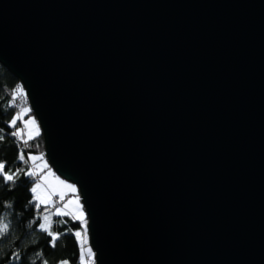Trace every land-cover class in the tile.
I'll list each match as a JSON object with an SVG mask.
<instances>
[{
    "label": "water",
    "instance_id": "obj_1",
    "mask_svg": "<svg viewBox=\"0 0 264 264\" xmlns=\"http://www.w3.org/2000/svg\"><path fill=\"white\" fill-rule=\"evenodd\" d=\"M0 62L94 264H264V0H0Z\"/></svg>",
    "mask_w": 264,
    "mask_h": 264
},
{
    "label": "trees",
    "instance_id": "obj_2",
    "mask_svg": "<svg viewBox=\"0 0 264 264\" xmlns=\"http://www.w3.org/2000/svg\"><path fill=\"white\" fill-rule=\"evenodd\" d=\"M18 85L16 77L0 62V135L4 137L0 142V161L6 163L5 171L9 172L17 168L29 171L27 157L31 153H38L36 147L43 148L44 145L42 135L34 136L31 140L12 135L17 124L11 126L9 121L18 113L12 104L13 90ZM21 150L27 163L17 159ZM33 181L32 176L20 174L14 186L10 187L0 177V217L9 225L6 233L0 236V264H44V261L57 264L60 260H66L68 264H81L82 246L74 235L82 228L81 221L69 215L55 214L50 230H42L39 227L41 207H36L30 191ZM50 233H63L55 247L50 245Z\"/></svg>",
    "mask_w": 264,
    "mask_h": 264
},
{
    "label": "rangeland",
    "instance_id": "obj_3",
    "mask_svg": "<svg viewBox=\"0 0 264 264\" xmlns=\"http://www.w3.org/2000/svg\"><path fill=\"white\" fill-rule=\"evenodd\" d=\"M18 83L22 85V83L17 80ZM23 86V85H22ZM24 88V86H23ZM25 95H26V102L24 101V105L20 106L18 109V113L15 115H19V119L17 120V129H20L21 134L20 138L22 140L28 139L29 134H31L33 137L37 135H42L41 128L39 126V122L32 111V107L29 103L28 96L26 94V90L24 88ZM24 109H27L28 111H23ZM22 113V114H21ZM34 120V124H25V121ZM38 132V134H37ZM43 138V137H42ZM44 143V140H43ZM44 148H37L38 153H31V155L36 156H42V159H38L36 161L29 160L30 170L35 172L36 175L32 176V179H34L31 188L34 186L35 183H40V188L37 190V192L33 193V199L34 197L39 196L40 199H34L36 204H39V207H41L40 216H41V223L40 224H48L50 230L51 226V219L52 216L56 214L57 209H60L62 212L68 213V215L72 218H75L80 214V211L84 212V216L81 219H77L81 221L82 228H80L78 231H80L81 235L78 237L79 242L82 246V255L83 256V262L85 264H94L95 263V256H94V250L90 244V237H89V231L87 228V213L85 210V207L83 205V202L80 197V193L78 191V187L71 181H68L61 177L54 168L49 164V161L46 158L45 155V147ZM47 164V167H44V165ZM39 165V167H37ZM45 177V179H41V177ZM60 181H66L70 184H73L76 186L77 191L72 192L68 188H66L63 184L60 183ZM64 195V199L61 200L60 195ZM41 200H47V203H41ZM71 200L72 203L68 204V201ZM79 200V204L76 202ZM65 204H68V207H65ZM48 216L49 220L45 221L44 217ZM91 249V255L88 252V249ZM68 264L66 260H60L57 264Z\"/></svg>",
    "mask_w": 264,
    "mask_h": 264
},
{
    "label": "snow or ice",
    "instance_id": "obj_4",
    "mask_svg": "<svg viewBox=\"0 0 264 264\" xmlns=\"http://www.w3.org/2000/svg\"><path fill=\"white\" fill-rule=\"evenodd\" d=\"M22 92H23V89L18 86L15 90H13V98H15L16 95L21 94ZM23 111H28V110L27 109H24V110H22V112ZM19 118H20L19 115L14 116L13 119L11 121H9V124L11 126L16 125L17 120ZM34 123H35L34 120L25 121V124L26 125L27 124H34ZM0 131H2V130H0ZM20 134H21L20 129H17V131H15V132L12 133V135L14 137H18V136H20ZM37 134H38V132H37ZM28 139L29 140L33 139V136L31 134H29ZM3 140H4V137L2 135H0V142H2ZM24 143L27 144V141H24ZM17 159L20 160V161H24L25 163H27V160L25 158V155L23 153V150L20 151V153L17 156ZM27 159L28 160H32V161H36L38 159H42V156H36V155L29 154V156L27 157ZM5 167H6V163L4 161H0V177H2L3 182L6 183V184H9L10 187L11 186H14V182L16 181L17 177L20 174L29 175V176H35L36 175L35 172H33L31 170L25 171L22 168H17L14 172L5 171ZM37 167H39V165H37ZM44 167H47V164H45ZM41 179H45V177L42 176ZM60 183L63 184L66 188H68L72 192H76L77 191L76 186L73 185V184H70V183H68L66 181H60ZM39 188H40V183L37 182L30 189V191L33 192V193H35V192H37V190ZM60 198H61V200H63L64 199V195L61 194L60 195ZM34 199L39 200L40 197L37 196V197H34ZM76 202L79 204V200H77ZM41 203H47V200H41ZM70 203H72L71 200L68 201V204H70ZM68 204H65V207H68ZM36 207L39 208V204H37ZM56 215H58V216H66V215H68V213L62 212L60 209H57ZM83 216H84V212L83 211H80V214L76 217V219H81V218H83ZM44 220L45 221H48L49 220V217L48 216H45L44 217ZM8 227H9V225L7 223H4L3 222V218L0 217V236H2L4 233H6ZM39 227L42 230H44V231H48L49 225L46 224V223L45 224H39ZM50 235H51L50 245L52 247H55L56 246V241L60 238V236L63 235V233H55V234L50 233ZM74 235L76 237H79L81 235V233H80V231L77 230V231L74 232ZM88 252L91 255V249L90 248L88 249ZM39 255L40 254H38V256ZM17 259H18V256H17ZM44 264H48V262L47 261H44ZM65 264H66V262H65ZM81 264H83V255L81 256Z\"/></svg>",
    "mask_w": 264,
    "mask_h": 264
},
{
    "label": "built area",
    "instance_id": "obj_5",
    "mask_svg": "<svg viewBox=\"0 0 264 264\" xmlns=\"http://www.w3.org/2000/svg\"><path fill=\"white\" fill-rule=\"evenodd\" d=\"M18 86L23 89V92L21 94L16 95L15 98H12L13 99V103L12 104L17 109H19L21 105L23 106L25 104L24 101L26 102V100H27L23 86L20 83H19Z\"/></svg>",
    "mask_w": 264,
    "mask_h": 264
}]
</instances>
